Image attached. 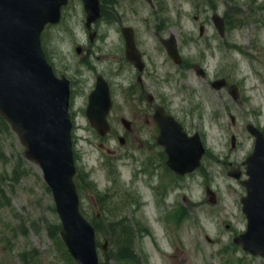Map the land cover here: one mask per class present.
Instances as JSON below:
<instances>
[{"label": "rangeland", "instance_id": "1", "mask_svg": "<svg viewBox=\"0 0 264 264\" xmlns=\"http://www.w3.org/2000/svg\"><path fill=\"white\" fill-rule=\"evenodd\" d=\"M101 3L102 17L93 26L97 32L93 41L81 0H69L61 22L47 26L42 35L56 74L71 81L78 193L83 214L106 233L99 235L100 261L173 264L179 253L186 255L182 264H264L263 258L248 254L233 242L247 228L241 204L246 191L241 180L245 178L243 162L255 144L247 125L264 132V0ZM214 13L225 20L223 36L212 21ZM123 27L134 29L146 58L144 101L139 73L125 58ZM171 34L178 39L182 65H176L161 45V39ZM77 47L83 48L81 54ZM194 63L204 68L206 77L194 72ZM98 75L109 82L116 103L110 117L115 129L104 138L86 116ZM218 80L226 83L216 89L212 83ZM149 94L156 105L176 110L178 113H173L190 133L200 134L207 152L194 173L180 177L166 166L149 164L160 159L158 152L141 147L138 139L154 134L145 115L151 116L153 108L146 98ZM123 118L134 124L146 120L142 133L126 138ZM120 137L126 139L124 145ZM25 151L11 128L0 125V264H24L22 255L35 250L44 264H73L50 235L52 226L59 223L53 196L41 170L26 159ZM230 164L243 172L240 180L227 175ZM148 165L151 168L146 171ZM164 184L170 187L163 202L156 189ZM126 189L140 200H136L138 206H128ZM104 193L108 197L102 201ZM182 207L186 213L180 218ZM166 213H172L168 223L163 220ZM105 217L108 221L126 220L134 238L119 239L121 227H113L118 232H108ZM105 242L106 251L102 249Z\"/></svg>", "mask_w": 264, "mask_h": 264}, {"label": "water", "instance_id": "2", "mask_svg": "<svg viewBox=\"0 0 264 264\" xmlns=\"http://www.w3.org/2000/svg\"><path fill=\"white\" fill-rule=\"evenodd\" d=\"M69 0H0V114L26 146V157L37 163L46 182L52 189L58 214L62 223L61 237L70 254L78 264H99L94 227L80 211L79 196L73 181L75 167L72 151V122L70 108V81L58 77L49 64L42 47V33L47 25L61 21L62 9ZM87 14L89 30L101 17L100 0H82ZM213 20L221 34L224 20L214 14ZM96 33H92L93 39ZM127 43V58L142 71L140 54L136 49L131 28H124ZM168 52L177 59L175 37L165 41ZM81 53L82 49L77 48ZM204 76L203 70L195 66ZM224 82L213 84L220 88ZM112 99L107 81L98 77L89 96L86 115L99 134L105 135L110 125L108 114ZM160 115L158 120H170ZM175 126L181 132L180 126ZM162 133L169 128L162 124ZM256 136V148L247 159L248 179L243 181L247 195L243 197V211L248 219L246 233L235 239L254 255L264 257V134L249 126ZM190 150H168L169 165L184 174L194 171L199 165L204 148L199 135ZM239 177V174H233Z\"/></svg>", "mask_w": 264, "mask_h": 264}, {"label": "flooded vegetation", "instance_id": "3", "mask_svg": "<svg viewBox=\"0 0 264 264\" xmlns=\"http://www.w3.org/2000/svg\"><path fill=\"white\" fill-rule=\"evenodd\" d=\"M163 107L165 108L167 114H171L172 115V112L176 113V110L172 111V109H167V106H163ZM154 109H156V107ZM145 115L148 117L149 123H150L151 117L147 113H145ZM152 117L154 118V114L152 115ZM153 122L154 123H152V121H151V123L154 126V134L152 136L148 137V138H144V139L138 138V139L140 140L139 142L141 144V147L147 148L151 152L152 151L153 152H160L161 154L164 155L165 149H164V147L162 145H160V141H161L160 140V136H161L160 130H159V127H158V125H157V123L155 122L154 119H153ZM145 123H146V120H145V122H142L141 124L140 123L139 124H134L133 122L127 123V125H126V131L128 133L127 135L128 136L129 135H134V136L138 137L137 133L138 132L142 133V131H143L144 127H145ZM188 134L192 135L190 133H188Z\"/></svg>", "mask_w": 264, "mask_h": 264}, {"label": "trees", "instance_id": "4", "mask_svg": "<svg viewBox=\"0 0 264 264\" xmlns=\"http://www.w3.org/2000/svg\"><path fill=\"white\" fill-rule=\"evenodd\" d=\"M0 125H2L6 130H10L9 124L6 122V120L0 115ZM60 231V226L58 224H54L52 226V230L50 231V235L56 239V241L59 243V246L63 249L64 254L67 256L68 259L71 260L73 263V260L71 257H68L67 251L65 249V245L62 243L60 239H57ZM38 252L35 250L34 252H27V254H24L23 258L26 261L27 264H44L40 261Z\"/></svg>", "mask_w": 264, "mask_h": 264}, {"label": "bare ground", "instance_id": "5", "mask_svg": "<svg viewBox=\"0 0 264 264\" xmlns=\"http://www.w3.org/2000/svg\"><path fill=\"white\" fill-rule=\"evenodd\" d=\"M186 255L185 254H177V256H176V258H174L173 260H172V263L173 264H182V263H185V257Z\"/></svg>", "mask_w": 264, "mask_h": 264}]
</instances>
